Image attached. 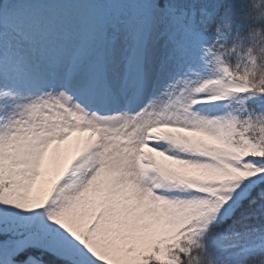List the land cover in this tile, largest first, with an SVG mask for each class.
Listing matches in <instances>:
<instances>
[{
    "label": "snow or ice",
    "instance_id": "6c2138e0",
    "mask_svg": "<svg viewBox=\"0 0 264 264\" xmlns=\"http://www.w3.org/2000/svg\"><path fill=\"white\" fill-rule=\"evenodd\" d=\"M0 0V264H264V0Z\"/></svg>",
    "mask_w": 264,
    "mask_h": 264
},
{
    "label": "rangeland",
    "instance_id": "374dc122",
    "mask_svg": "<svg viewBox=\"0 0 264 264\" xmlns=\"http://www.w3.org/2000/svg\"><path fill=\"white\" fill-rule=\"evenodd\" d=\"M19 6L24 11L44 16L53 21L66 11L79 7L78 5L55 2V0H21Z\"/></svg>",
    "mask_w": 264,
    "mask_h": 264
}]
</instances>
